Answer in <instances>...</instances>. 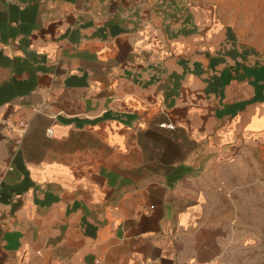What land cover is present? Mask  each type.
<instances>
[{"label":"crops","instance_id":"obj_1","mask_svg":"<svg viewBox=\"0 0 264 264\" xmlns=\"http://www.w3.org/2000/svg\"><path fill=\"white\" fill-rule=\"evenodd\" d=\"M212 11L0 0V264L213 262L219 185L264 177V61Z\"/></svg>","mask_w":264,"mask_h":264},{"label":"rangeland","instance_id":"obj_2","mask_svg":"<svg viewBox=\"0 0 264 264\" xmlns=\"http://www.w3.org/2000/svg\"><path fill=\"white\" fill-rule=\"evenodd\" d=\"M218 17L236 30L241 47L264 61V0H205ZM211 264H264V177L251 164L235 171L228 184L219 185Z\"/></svg>","mask_w":264,"mask_h":264},{"label":"built area","instance_id":"obj_3","mask_svg":"<svg viewBox=\"0 0 264 264\" xmlns=\"http://www.w3.org/2000/svg\"><path fill=\"white\" fill-rule=\"evenodd\" d=\"M21 125H25V121H21ZM162 126H166V123H162Z\"/></svg>","mask_w":264,"mask_h":264}]
</instances>
